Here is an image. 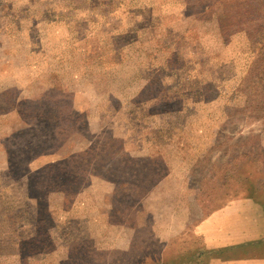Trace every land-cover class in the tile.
Instances as JSON below:
<instances>
[{
  "label": "rangeland",
  "instance_id": "rangeland-1",
  "mask_svg": "<svg viewBox=\"0 0 264 264\" xmlns=\"http://www.w3.org/2000/svg\"><path fill=\"white\" fill-rule=\"evenodd\" d=\"M263 57L264 0H0V264H149L257 238L236 190L264 184ZM44 99L76 128L33 134ZM85 152L88 187L65 207L40 193L31 173L52 182Z\"/></svg>",
  "mask_w": 264,
  "mask_h": 264
},
{
  "label": "trees",
  "instance_id": "trees-1",
  "mask_svg": "<svg viewBox=\"0 0 264 264\" xmlns=\"http://www.w3.org/2000/svg\"><path fill=\"white\" fill-rule=\"evenodd\" d=\"M145 5L146 7L150 6L151 1L147 2ZM128 14L132 15L130 11H128L126 15L128 16ZM135 17L137 16L132 18ZM152 17L151 15V18ZM258 28L262 30V26ZM250 38L255 39L256 37L250 35ZM257 42L258 40H255L254 44H257ZM258 66L264 69V57ZM148 87L149 84H147V88ZM74 101L75 95L73 94L70 99L69 107L73 106ZM45 102L46 100L44 99L38 105L39 108L36 112V114L38 113L37 116L24 119V122L28 123L30 125L29 127L32 128L31 130L35 131L33 134H37L41 129L51 134L57 130L63 133L67 131L71 132L76 128L71 127V122L73 123V121L70 117V113H60L56 111L54 106H46ZM74 125L78 126V123ZM42 143L43 142H40L39 145L41 146ZM39 145H35L29 152H32V154L35 153L34 148L39 147ZM85 155L86 152L83 153L82 159H80L82 160L81 165L77 166V164L74 165L70 162L65 171L58 173L55 179H51L52 182H48V179L53 176V170L50 171L46 168L41 170V172L35 171L31 173L35 183L41 188L40 193L44 190L46 191V189L47 191L50 190L52 193H55L57 197L62 199L63 207L68 205L70 198L74 197L84 187H88L93 182L94 177H96L90 174L91 165L88 163V159ZM11 165H9L10 169ZM17 165L21 168L23 167L24 160L22 157L18 158ZM43 183L48 184L45 186ZM72 187L77 188L74 189ZM236 191L240 194L239 201L242 202L243 205L250 204L253 207V220L255 221V226L251 225V229L259 234L257 238L246 239L243 243L227 246L219 250H206V248L196 247L195 249H188L184 252L175 251L171 254H162L158 259H153L149 264H212L211 262H246L252 260L260 261L264 264V184L258 182L257 185H254L253 181L249 179L244 180L243 178ZM245 216L246 214L241 219L244 223V230L246 231L245 227L247 222L244 220ZM133 264L147 263L142 261Z\"/></svg>",
  "mask_w": 264,
  "mask_h": 264
},
{
  "label": "crops",
  "instance_id": "crops-1",
  "mask_svg": "<svg viewBox=\"0 0 264 264\" xmlns=\"http://www.w3.org/2000/svg\"><path fill=\"white\" fill-rule=\"evenodd\" d=\"M242 220V219H241ZM242 229H243V223H242ZM245 240H243V241H241V242H238V243H234V244H230V246H232V245H236V244H240V243H243Z\"/></svg>",
  "mask_w": 264,
  "mask_h": 264
}]
</instances>
